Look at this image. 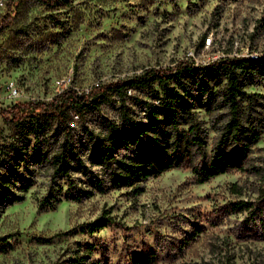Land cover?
<instances>
[{
    "label": "rangeland",
    "instance_id": "rangeland-1",
    "mask_svg": "<svg viewBox=\"0 0 264 264\" xmlns=\"http://www.w3.org/2000/svg\"><path fill=\"white\" fill-rule=\"evenodd\" d=\"M0 9V104L9 101L12 82L20 102H49L71 86L88 91L98 83L132 76L145 68H168L191 58L206 64L223 55L249 57L264 50V0H65L55 6L37 0H4ZM207 37L210 45L200 47ZM249 54H244L248 53ZM263 53V52H262ZM261 54V53H260ZM264 95V81L247 88ZM199 111L208 123V115ZM13 123L0 124V173L5 146L16 138ZM215 132L210 131L208 145ZM31 145L34 143L30 135ZM32 153H29V157ZM250 164L264 166V131ZM16 175L30 186L21 202L0 208V264H53L73 254L108 264H131L144 245L160 255L157 264H219L227 251L231 264H260L264 239L234 236L241 216L211 220L216 206L252 199L259 186L249 171L232 170L197 183L191 170L171 169L130 187L92 189L74 174L79 201L65 199L71 186L60 181L49 199L50 169L34 161ZM236 184L239 189H233ZM107 214L115 223L88 232ZM202 226L195 233L193 225ZM50 238L49 242L36 237ZM229 237L230 239H225Z\"/></svg>",
    "mask_w": 264,
    "mask_h": 264
},
{
    "label": "trees",
    "instance_id": "trees-1",
    "mask_svg": "<svg viewBox=\"0 0 264 264\" xmlns=\"http://www.w3.org/2000/svg\"><path fill=\"white\" fill-rule=\"evenodd\" d=\"M37 1L55 6L65 0ZM262 81L264 52L257 58L227 54L206 64L184 58L168 68L150 66L88 91L69 86L49 102L12 103L1 109L2 122L13 123L18 134L3 151L0 208L24 199L30 182L22 178L18 186L16 175L23 164L31 173L25 165L30 160L50 169L45 205L51 207L60 201L53 191L61 180L72 188L65 199H81L85 191L76 188L74 174L85 177L99 193L123 187L138 193L142 181L171 169L191 170L200 184L228 171H249L260 182L255 197L214 207L210 221L241 216L233 235L262 240L264 166L250 161L264 131V95L247 89ZM198 110L208 115V123L200 119ZM210 131L215 135L208 145ZM232 187L239 189L236 184ZM113 223L111 216L103 214L86 229L92 233ZM201 227L193 225L194 232ZM159 261V253L144 245L131 264ZM218 262L231 264L227 251ZM53 264L108 262L88 260L87 254L77 251Z\"/></svg>",
    "mask_w": 264,
    "mask_h": 264
},
{
    "label": "built area",
    "instance_id": "built-area-1",
    "mask_svg": "<svg viewBox=\"0 0 264 264\" xmlns=\"http://www.w3.org/2000/svg\"><path fill=\"white\" fill-rule=\"evenodd\" d=\"M4 6H5L4 0H0V9L4 8ZM210 43H211V38L207 37V43H204V46L210 45ZM262 52H264V50L263 51H256V54H260ZM244 54H249V52L244 53ZM240 55H242V54H235V56H240ZM223 56H225V55H223ZM223 56H221V57H223ZM214 60H216V59H214ZM5 92H6V97H7L9 102L5 106L0 104V124L2 123L1 109L6 108L7 106L11 105L12 103H15V100H17L20 97V91L12 82H10L9 84H7L5 86Z\"/></svg>",
    "mask_w": 264,
    "mask_h": 264
},
{
    "label": "bare ground",
    "instance_id": "bare-ground-1",
    "mask_svg": "<svg viewBox=\"0 0 264 264\" xmlns=\"http://www.w3.org/2000/svg\"><path fill=\"white\" fill-rule=\"evenodd\" d=\"M204 43H207V39H205ZM260 54H255V55H251L249 56V58H257L259 57Z\"/></svg>",
    "mask_w": 264,
    "mask_h": 264
}]
</instances>
